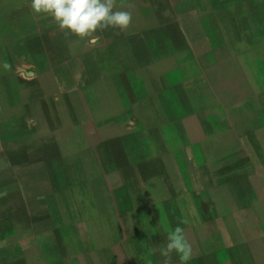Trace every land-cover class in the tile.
I'll use <instances>...</instances> for the list:
<instances>
[{"label": "crops", "instance_id": "obj_1", "mask_svg": "<svg viewBox=\"0 0 264 264\" xmlns=\"http://www.w3.org/2000/svg\"><path fill=\"white\" fill-rule=\"evenodd\" d=\"M30 2L0 0V264H163L178 225L187 264H264V0H117L86 39Z\"/></svg>", "mask_w": 264, "mask_h": 264}, {"label": "clouds", "instance_id": "obj_2", "mask_svg": "<svg viewBox=\"0 0 264 264\" xmlns=\"http://www.w3.org/2000/svg\"><path fill=\"white\" fill-rule=\"evenodd\" d=\"M30 8L34 15L51 17L59 30L66 36H76L80 39L94 38L97 31L119 29L115 35L126 30L132 23V5H124L117 0H31ZM127 9V10H125ZM0 68L5 72L12 70V65L5 59L0 61ZM180 224H188L187 218ZM156 249H149L148 254H154ZM164 257L163 264H170L175 252L180 264H187L192 256V248L184 235V229L179 225L168 229L167 243L159 249ZM148 264H151L148 261Z\"/></svg>", "mask_w": 264, "mask_h": 264}]
</instances>
